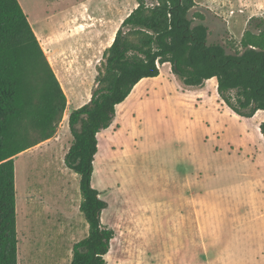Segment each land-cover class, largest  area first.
<instances>
[{
  "label": "rangeland",
  "instance_id": "obj_1",
  "mask_svg": "<svg viewBox=\"0 0 264 264\" xmlns=\"http://www.w3.org/2000/svg\"><path fill=\"white\" fill-rule=\"evenodd\" d=\"M18 1L43 30L37 39L66 107L50 138L13 156L17 264H68L72 244L87 234L79 176L63 162L72 141L68 99L89 100L102 51L136 1ZM190 16L207 25L208 42L235 52L247 20L264 17V0H194ZM65 18L71 24L59 27ZM160 67L162 77L142 80L96 135L91 184L108 202L101 220L115 232L107 264H176L173 225L190 224V188L193 264H264V137L255 123L263 112L241 119L218 101L212 83L199 93L169 63Z\"/></svg>",
  "mask_w": 264,
  "mask_h": 264
},
{
  "label": "trees",
  "instance_id": "obj_2",
  "mask_svg": "<svg viewBox=\"0 0 264 264\" xmlns=\"http://www.w3.org/2000/svg\"><path fill=\"white\" fill-rule=\"evenodd\" d=\"M135 1L102 51L89 100L68 114L72 141L63 162L79 176L78 208L87 224L68 264H107L115 232L102 222L107 201L91 184L96 135L138 81L156 77L167 62L184 87L199 88L214 77L219 99L240 117L264 110V17L251 16L240 49L227 52L208 42L207 25L190 16L194 0ZM65 107V94L19 1L0 0V264H17L13 156L50 138ZM258 128L264 137V120ZM32 131L38 138L29 141Z\"/></svg>",
  "mask_w": 264,
  "mask_h": 264
},
{
  "label": "crops",
  "instance_id": "obj_3",
  "mask_svg": "<svg viewBox=\"0 0 264 264\" xmlns=\"http://www.w3.org/2000/svg\"><path fill=\"white\" fill-rule=\"evenodd\" d=\"M28 18V17H27ZM28 21L32 27V24L28 18ZM71 24V22L69 23ZM59 27H66V26H59ZM113 38V37H112ZM167 63V62H166ZM166 63H163L166 65ZM162 64V65H163ZM161 67H159V74L154 77L155 79H158L160 77H162V72L160 70ZM151 78V77H149ZM145 78H142L140 81H138L134 87L132 88L131 92L129 93V95L125 98H129L130 96H132V94L138 89V87L146 80H144ZM144 80V81H142ZM141 82V83H140ZM207 82H210L212 83V87L214 89V94L216 96L217 95V92H216V79L214 77L208 79L205 81L204 85L207 83ZM165 83V82H164ZM206 88V87H205ZM205 88L202 86V87H199L197 89H199V93H202ZM81 100L80 97H77L75 95H73V98L71 99V101L68 99V102L70 104H72L74 106V108H77L79 106H81L82 104L84 103H79V101ZM218 101H221L220 99H218ZM123 102V101H122ZM120 104V103H119ZM224 104V103H223ZM118 106V104L116 105V107ZM228 109V108H227ZM72 109H70L67 113H66V117H68V114L69 112L71 111ZM116 110V109H115ZM233 115L235 114L233 111H231L230 109H228ZM263 112L264 114V110H257V112ZM237 115V114H235ZM239 116V115H238ZM264 116V115H262ZM241 118V117H239ZM251 118V117H250ZM250 118H244L242 117L241 119H244V120H249L250 121ZM68 119V118H67ZM264 120V119H263ZM261 121H257L255 123H260ZM112 125V122L111 124L108 126V128ZM173 192H172V199L176 202L177 200V191L175 189V181L173 182ZM66 191L67 190H64V193L66 194ZM64 194V196H65ZM171 197V196H170ZM107 206H108V202H107ZM171 206V204H170ZM175 209L176 208H173L174 212H175ZM171 210V208H170ZM185 213H191L190 214V218H189V225H185L184 227L182 226H178V225H173V233H175L176 235H178V238L175 240V242H173L171 244L170 247H172L170 249V252L173 251V256L175 258V262L176 264H193V248H194V243H193V237H192V225H191V222H192V213H195L194 212V205H193V191L192 189L190 188L188 191H185ZM188 215H186V221L188 220ZM191 219V220H190ZM157 232L159 231V226L157 227ZM208 249V247H207ZM207 254L206 251H202V254ZM208 256L206 255V258L204 259L203 258V255H202V262L205 261L206 263H208Z\"/></svg>",
  "mask_w": 264,
  "mask_h": 264
},
{
  "label": "bare ground",
  "instance_id": "obj_4",
  "mask_svg": "<svg viewBox=\"0 0 264 264\" xmlns=\"http://www.w3.org/2000/svg\"><path fill=\"white\" fill-rule=\"evenodd\" d=\"M67 18H65L64 20H63V22H62V26H66L67 24H69L70 22L69 21H67L66 20ZM29 20H30V22H31V24H32V29H33V31H34V33L36 34V36H39L40 35V33L43 31L42 30V28H41V26L39 27V28H37L38 26H37V24L35 23L36 21H33L34 19L30 16V18H29ZM61 25V24H60ZM59 25V26H60ZM256 118H258V112L256 111V113L252 116V119H256Z\"/></svg>",
  "mask_w": 264,
  "mask_h": 264
}]
</instances>
